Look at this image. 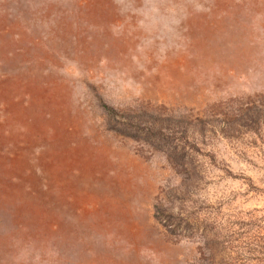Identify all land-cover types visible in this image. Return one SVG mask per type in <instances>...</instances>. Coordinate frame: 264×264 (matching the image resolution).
Segmentation results:
<instances>
[{"label": "rangeland", "instance_id": "374dc122", "mask_svg": "<svg viewBox=\"0 0 264 264\" xmlns=\"http://www.w3.org/2000/svg\"><path fill=\"white\" fill-rule=\"evenodd\" d=\"M0 264H264V0H0Z\"/></svg>", "mask_w": 264, "mask_h": 264}]
</instances>
